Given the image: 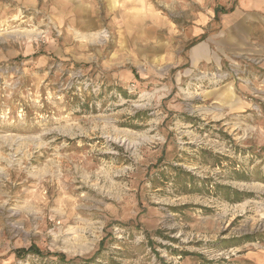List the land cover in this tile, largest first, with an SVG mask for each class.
Returning <instances> with one entry per match:
<instances>
[{
    "label": "rangeland",
    "instance_id": "rangeland-1",
    "mask_svg": "<svg viewBox=\"0 0 264 264\" xmlns=\"http://www.w3.org/2000/svg\"><path fill=\"white\" fill-rule=\"evenodd\" d=\"M237 2L0 0V264H264Z\"/></svg>",
    "mask_w": 264,
    "mask_h": 264
},
{
    "label": "crops",
    "instance_id": "crops-1",
    "mask_svg": "<svg viewBox=\"0 0 264 264\" xmlns=\"http://www.w3.org/2000/svg\"><path fill=\"white\" fill-rule=\"evenodd\" d=\"M237 8L244 15V22H249L250 14H256L261 24H264V0H238ZM232 10V9H231ZM234 10V9H233ZM195 50L193 56H196Z\"/></svg>",
    "mask_w": 264,
    "mask_h": 264
},
{
    "label": "trees",
    "instance_id": "trees-1",
    "mask_svg": "<svg viewBox=\"0 0 264 264\" xmlns=\"http://www.w3.org/2000/svg\"><path fill=\"white\" fill-rule=\"evenodd\" d=\"M198 42V40L197 41H194L193 42V44L191 45V46H193L194 44H196ZM33 246L32 247H30L29 249H27L26 251H31V250H33ZM20 251H22L21 249H20ZM59 256H61V253H59Z\"/></svg>",
    "mask_w": 264,
    "mask_h": 264
}]
</instances>
